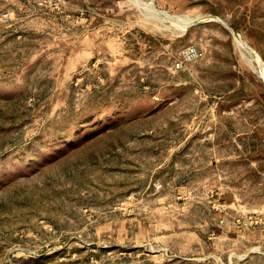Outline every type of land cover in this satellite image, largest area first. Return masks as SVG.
Returning a JSON list of instances; mask_svg holds the SVG:
<instances>
[{
  "label": "rangeland",
  "instance_id": "rangeland-1",
  "mask_svg": "<svg viewBox=\"0 0 264 264\" xmlns=\"http://www.w3.org/2000/svg\"><path fill=\"white\" fill-rule=\"evenodd\" d=\"M0 264H264V0H0Z\"/></svg>",
  "mask_w": 264,
  "mask_h": 264
},
{
  "label": "built area",
  "instance_id": "built-area-1",
  "mask_svg": "<svg viewBox=\"0 0 264 264\" xmlns=\"http://www.w3.org/2000/svg\"><path fill=\"white\" fill-rule=\"evenodd\" d=\"M4 17L9 19L8 14H5ZM200 56V51L198 47L191 46L183 51L182 58L178 59L175 63L177 67H182L185 62H191L196 60Z\"/></svg>",
  "mask_w": 264,
  "mask_h": 264
},
{
  "label": "water",
  "instance_id": "water-1",
  "mask_svg": "<svg viewBox=\"0 0 264 264\" xmlns=\"http://www.w3.org/2000/svg\"><path fill=\"white\" fill-rule=\"evenodd\" d=\"M153 2H154V0H153ZM204 20H206V19H195L194 21H192V22H190L189 24H188V26H190V25H192V24H196V23H199V22H202V21H204ZM219 20L222 22V23H224L226 26H228L234 33H235V30L233 29V27L226 21V20H224V19H222V18H219ZM187 26V27H188Z\"/></svg>",
  "mask_w": 264,
  "mask_h": 264
},
{
  "label": "bare ground",
  "instance_id": "bare-ground-1",
  "mask_svg": "<svg viewBox=\"0 0 264 264\" xmlns=\"http://www.w3.org/2000/svg\"><path fill=\"white\" fill-rule=\"evenodd\" d=\"M160 12H162V15H163V16H169V15H170V14L167 13V12H163V11H160ZM187 23L189 24L190 22H186V24H187Z\"/></svg>",
  "mask_w": 264,
  "mask_h": 264
}]
</instances>
